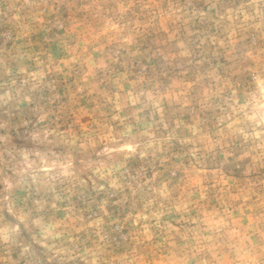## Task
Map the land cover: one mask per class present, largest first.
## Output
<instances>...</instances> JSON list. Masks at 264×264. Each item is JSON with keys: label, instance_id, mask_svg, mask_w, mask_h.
Masks as SVG:
<instances>
[{"label": "rangeland", "instance_id": "rangeland-1", "mask_svg": "<svg viewBox=\"0 0 264 264\" xmlns=\"http://www.w3.org/2000/svg\"><path fill=\"white\" fill-rule=\"evenodd\" d=\"M0 264H264V0H0Z\"/></svg>", "mask_w": 264, "mask_h": 264}]
</instances>
